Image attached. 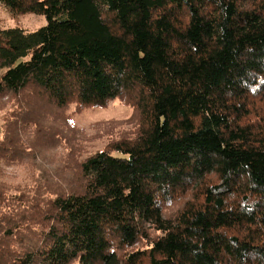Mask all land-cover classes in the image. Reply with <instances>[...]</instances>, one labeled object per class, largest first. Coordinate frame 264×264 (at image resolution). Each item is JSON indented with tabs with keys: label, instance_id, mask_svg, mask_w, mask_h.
<instances>
[{
	"label": "trees",
	"instance_id": "16d2710c",
	"mask_svg": "<svg viewBox=\"0 0 264 264\" xmlns=\"http://www.w3.org/2000/svg\"><path fill=\"white\" fill-rule=\"evenodd\" d=\"M0 2V264H264V0Z\"/></svg>",
	"mask_w": 264,
	"mask_h": 264
},
{
	"label": "rangeland",
	"instance_id": "374dc122",
	"mask_svg": "<svg viewBox=\"0 0 264 264\" xmlns=\"http://www.w3.org/2000/svg\"><path fill=\"white\" fill-rule=\"evenodd\" d=\"M47 20L44 16L36 14H26L15 17L11 15L9 10L0 2V27L4 29L8 28H22L27 31H35L42 26L46 25ZM74 108L70 109L72 113V120L74 124L79 128H84L89 137L95 136L99 129L97 127L106 123L111 119L125 120L132 114V108L128 106L121 99L113 100L107 107H91L81 112L74 113ZM2 112L0 111V137L2 134ZM100 123V125H99ZM107 136L100 139L92 140L89 142L88 154H93L98 149H101L106 141ZM27 173L24 168L13 167L9 169L8 181L20 182L25 181Z\"/></svg>",
	"mask_w": 264,
	"mask_h": 264
}]
</instances>
